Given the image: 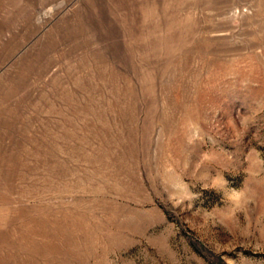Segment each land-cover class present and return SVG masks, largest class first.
<instances>
[{
  "label": "rangeland",
  "instance_id": "rangeland-1",
  "mask_svg": "<svg viewBox=\"0 0 264 264\" xmlns=\"http://www.w3.org/2000/svg\"><path fill=\"white\" fill-rule=\"evenodd\" d=\"M0 264H264V0H0Z\"/></svg>",
  "mask_w": 264,
  "mask_h": 264
}]
</instances>
